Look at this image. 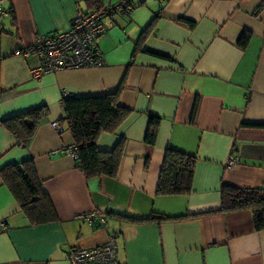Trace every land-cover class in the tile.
<instances>
[{
	"label": "crops",
	"instance_id": "crops-1",
	"mask_svg": "<svg viewBox=\"0 0 264 264\" xmlns=\"http://www.w3.org/2000/svg\"><path fill=\"white\" fill-rule=\"evenodd\" d=\"M132 2L100 40L103 66L34 78L38 60L25 51L35 37L66 31L76 11L91 9L85 0H0V170L32 159L57 216L31 225L0 176V264H71L70 250L102 245L112 233L119 264H264V230L254 229L251 212L220 210L222 185L264 187V0ZM243 30L251 33L244 49L236 44ZM121 84L119 104L131 112L97 138L110 150L124 137L117 173L86 177L61 99ZM41 105L47 115L23 147L1 121ZM150 115L160 118L152 146L144 142ZM167 148L196 158L187 194H156ZM95 209L107 213L104 228L76 218ZM152 213L183 218L120 217Z\"/></svg>",
	"mask_w": 264,
	"mask_h": 264
},
{
	"label": "trees",
	"instance_id": "trees-1",
	"mask_svg": "<svg viewBox=\"0 0 264 264\" xmlns=\"http://www.w3.org/2000/svg\"><path fill=\"white\" fill-rule=\"evenodd\" d=\"M88 7L99 10L100 0H85ZM164 2L166 0H158ZM138 5L143 0H138ZM136 4L132 2V8ZM260 8L257 9V12ZM9 14L13 16V12ZM128 14V13H121ZM156 14L152 21L141 31L133 54L140 50L150 28L156 21ZM14 18V17H12ZM183 22L185 20L182 19ZM192 26V22H187ZM251 38V33L243 30L237 38L236 44L244 49ZM164 58L166 55L157 54ZM122 84L113 91L85 94L78 96L63 95L61 105L64 112L63 119L73 139L72 151L79 169L86 177L108 176L114 177L124 151V137H120L110 150H101L97 146V138L102 133H114L131 112L119 104ZM192 111V115L194 114ZM47 107L41 105L27 111L15 114L1 121L6 130L14 135L20 145L26 147L31 141L36 128L47 115ZM160 118L150 115L144 135L147 145H154ZM196 158L181 151L167 148L164 153L159 173L156 194L159 196L181 195L191 191ZM3 183L12 193L24 216L31 225L54 222L57 219L53 204L37 177L32 159L5 165L0 170ZM221 211L249 210L253 217L255 230H264V187L238 188L230 185L221 187ZM122 219L137 222L179 220L183 217L168 218L161 214L152 213L147 217H130L121 215Z\"/></svg>",
	"mask_w": 264,
	"mask_h": 264
},
{
	"label": "built area",
	"instance_id": "built-area-1",
	"mask_svg": "<svg viewBox=\"0 0 264 264\" xmlns=\"http://www.w3.org/2000/svg\"><path fill=\"white\" fill-rule=\"evenodd\" d=\"M131 9L132 0H121L102 6L99 10H78L71 18L68 30L37 35L33 44L25 51V54H34L38 60L37 66L31 69L32 77L40 78L61 70L103 66L105 61L99 46L100 40L112 25L114 15L129 13ZM51 125L55 130L60 129L57 122ZM72 153L76 156L74 151ZM235 160L231 157L228 164ZM76 218L83 219L90 225L97 223L104 228L107 213L102 209H95ZM116 238L117 234L112 233L102 245L72 249L67 258L71 264H119Z\"/></svg>",
	"mask_w": 264,
	"mask_h": 264
}]
</instances>
